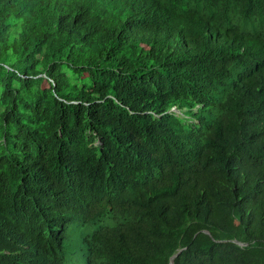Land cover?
Masks as SVG:
<instances>
[{
	"label": "trees",
	"instance_id": "1",
	"mask_svg": "<svg viewBox=\"0 0 264 264\" xmlns=\"http://www.w3.org/2000/svg\"><path fill=\"white\" fill-rule=\"evenodd\" d=\"M204 4L210 17L180 0H132L106 12L79 0L58 6L48 27L33 28L38 1L16 9L0 0V176L13 177L9 198L18 204L29 195L18 181L20 157L54 178L64 167L68 176L103 173L106 184L110 176L123 183L124 194L86 204L91 220L110 213L109 224L119 221V229L94 235L96 264H171L180 250L174 264H264V59L248 50L228 57L235 44L264 48V39H248L238 16ZM100 14L129 28L120 40L79 42L80 20ZM225 39L242 79L224 90L216 111L183 89L170 97L146 78L148 109L160 116L143 113L144 101L130 106L133 113L124 106L117 80L137 81L161 63L160 52L187 40L209 58ZM114 89L119 101L107 97ZM174 103H201L188 109L197 121L168 112ZM0 264L28 263L1 253Z\"/></svg>",
	"mask_w": 264,
	"mask_h": 264
},
{
	"label": "clouds",
	"instance_id": "2",
	"mask_svg": "<svg viewBox=\"0 0 264 264\" xmlns=\"http://www.w3.org/2000/svg\"><path fill=\"white\" fill-rule=\"evenodd\" d=\"M6 1L16 9L38 1V21L32 26L34 28L39 25L38 22L48 27L59 11L58 6H69L79 0H58L51 3L46 0ZM84 1L105 11L104 8L109 7L110 10L112 5L127 7L132 0ZM204 1L180 0V3L190 12L198 11L199 14L210 17L213 12L205 7ZM258 2L259 0H213L212 9L222 11L224 17L238 16L247 38L257 41L264 39V33L260 35L264 8H258ZM129 25V21L123 23V20L119 19L114 22L110 16L100 14L80 20L76 35L79 42L95 35L108 41H116L120 40V29H127ZM226 44V39L217 42L209 58L204 55L197 41L189 40L185 42L186 47L160 52L161 63L154 65L148 74L139 72L141 78L132 83L117 80L118 84L125 88L124 106L133 113L130 106L144 101L147 110L143 113L160 116L148 109V95L142 85L146 78L168 92L170 97L183 89L196 100L211 102L216 111L224 90L242 79V75L233 70L226 58ZM247 50L253 57L264 59V48L254 41L246 45L235 44L229 49L228 57L236 59L243 56ZM221 79H225L226 87H222ZM114 93L115 89L107 97L119 101ZM200 107L201 103H196L191 108L174 103L168 112H175L179 117L195 119L191 111L195 112ZM188 109H191L189 113ZM17 159L25 167L18 181L29 195L23 204L11 200L9 194L13 177L0 176V243L8 245L6 248L0 246V255L11 254L28 264L98 263L92 239L103 227L111 231L119 229V221L109 224V220L114 219L110 213L97 220H91L92 212H86V204L94 199H106V193L124 194L126 186L112 176L109 177V185L106 184L103 173L68 176L64 167L60 169V175L54 178L51 172L32 170L33 165L29 169V165L23 164L24 158ZM75 227L79 233L74 240L71 231ZM180 252L181 250L171 257V264H174L173 261Z\"/></svg>",
	"mask_w": 264,
	"mask_h": 264
},
{
	"label": "rangeland",
	"instance_id": "3",
	"mask_svg": "<svg viewBox=\"0 0 264 264\" xmlns=\"http://www.w3.org/2000/svg\"><path fill=\"white\" fill-rule=\"evenodd\" d=\"M90 229H88V231H89ZM72 235H73V238H74V240H75V237H77V235H78V229L75 227L72 231Z\"/></svg>",
	"mask_w": 264,
	"mask_h": 264
}]
</instances>
